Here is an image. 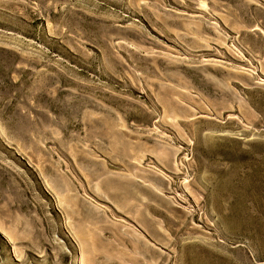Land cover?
<instances>
[{"label": "rangeland", "instance_id": "obj_1", "mask_svg": "<svg viewBox=\"0 0 264 264\" xmlns=\"http://www.w3.org/2000/svg\"><path fill=\"white\" fill-rule=\"evenodd\" d=\"M0 264H264V0H0Z\"/></svg>", "mask_w": 264, "mask_h": 264}]
</instances>
